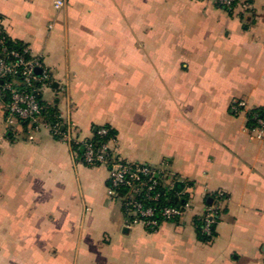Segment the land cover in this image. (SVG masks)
Listing matches in <instances>:
<instances>
[{"label": "crops", "instance_id": "obj_1", "mask_svg": "<svg viewBox=\"0 0 264 264\" xmlns=\"http://www.w3.org/2000/svg\"><path fill=\"white\" fill-rule=\"evenodd\" d=\"M56 1L0 0V28L50 73L42 101L82 140L109 128L191 208L130 225L106 167L50 127H8L0 103V264H264V132L235 109H264V0ZM212 205L206 243L193 221Z\"/></svg>", "mask_w": 264, "mask_h": 264}, {"label": "built area", "instance_id": "obj_2", "mask_svg": "<svg viewBox=\"0 0 264 264\" xmlns=\"http://www.w3.org/2000/svg\"><path fill=\"white\" fill-rule=\"evenodd\" d=\"M240 1L246 0H217L224 8L232 10ZM55 8L60 10L65 7L64 0H57ZM244 6L247 3L244 2ZM5 35L0 28V99L3 92L10 93V103L7 106V126L13 128L17 121H27L37 131L41 126L50 127L53 133L73 146L82 144L84 152L81 161L91 167H106L109 173L108 193L111 197L123 201L124 214L130 225H142L148 230L157 231L164 222L179 221L186 210L191 208L190 202L181 206L164 207L156 218V209L147 206V201H157L160 198L159 189L164 183L172 190L179 184L176 178H160L156 170L145 164H131L122 160L118 153L111 147L113 138L95 145L87 140H82L76 126L71 122H59L50 126L41 121V106L39 95L50 81V73L43 67L40 58L30 55L25 46L21 51L9 49L5 45ZM36 69H41L38 76ZM235 109L246 113L247 118L253 110L248 109L246 103L238 102ZM258 129L264 132L263 121L258 120ZM109 128L101 127L97 133L101 137L109 136ZM263 135V134H262ZM33 139V136L30 137ZM220 209L217 205L207 208L203 215V231L211 235V230L217 223ZM131 217V220L128 219Z\"/></svg>", "mask_w": 264, "mask_h": 264}, {"label": "trees", "instance_id": "obj_3", "mask_svg": "<svg viewBox=\"0 0 264 264\" xmlns=\"http://www.w3.org/2000/svg\"><path fill=\"white\" fill-rule=\"evenodd\" d=\"M236 8V6L234 7ZM234 10V9H233ZM3 34L5 35V45L12 50L21 51L24 45H22L20 42H16L11 40L3 31ZM39 102L41 106V121L45 124H48L50 126H54L60 122L58 117L57 110L52 107L51 105L46 104L42 101L41 94L39 95ZM0 103L4 105V111L8 115L7 106L10 103V93L9 92H3L1 95ZM258 120L263 121L264 126V109H255L253 110L252 114L248 117V127L250 129L258 128ZM17 125H20V127L23 130H32L34 129L33 125L30 124V122L27 121H17ZM109 136L108 137H101L97 132L94 134L93 138L87 140L89 142L94 143L95 145H100L101 143H104L108 141V139L114 137L113 131L109 129ZM73 150L78 153V157L81 159L82 154L84 152V146L82 144H74L72 146ZM167 187L162 183L159 192H160V198L157 201H147L145 204L147 206H152L156 209V218H159V212L164 207H171V206H181L183 205L184 201L186 202L185 197L179 196L180 192V184L176 185L172 190H167ZM185 198V199H184ZM205 214V213H204ZM195 217L194 219V225L196 228L197 236L198 238L203 242H210L212 238L214 237V228L211 230V235H207L203 231V215ZM129 220H131V217H128ZM177 222V221H175Z\"/></svg>", "mask_w": 264, "mask_h": 264}, {"label": "water", "instance_id": "obj_4", "mask_svg": "<svg viewBox=\"0 0 264 264\" xmlns=\"http://www.w3.org/2000/svg\"><path fill=\"white\" fill-rule=\"evenodd\" d=\"M35 73H36V75L39 76V75L41 74V69H36V70H35ZM95 131H97V129H96Z\"/></svg>", "mask_w": 264, "mask_h": 264}, {"label": "rangeland", "instance_id": "obj_5", "mask_svg": "<svg viewBox=\"0 0 264 264\" xmlns=\"http://www.w3.org/2000/svg\"><path fill=\"white\" fill-rule=\"evenodd\" d=\"M166 187H167L166 189L169 191V188H168V186H166Z\"/></svg>", "mask_w": 264, "mask_h": 264}]
</instances>
